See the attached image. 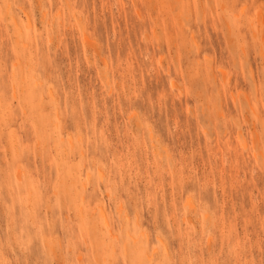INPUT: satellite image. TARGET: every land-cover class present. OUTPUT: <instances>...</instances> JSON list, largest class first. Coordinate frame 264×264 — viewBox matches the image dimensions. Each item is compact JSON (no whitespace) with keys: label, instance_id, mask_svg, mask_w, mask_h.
I'll list each match as a JSON object with an SVG mask.
<instances>
[{"label":"rangeland","instance_id":"1","mask_svg":"<svg viewBox=\"0 0 264 264\" xmlns=\"http://www.w3.org/2000/svg\"><path fill=\"white\" fill-rule=\"evenodd\" d=\"M0 264H264V0H0Z\"/></svg>","mask_w":264,"mask_h":264},{"label":"bare ground","instance_id":"2","mask_svg":"<svg viewBox=\"0 0 264 264\" xmlns=\"http://www.w3.org/2000/svg\"><path fill=\"white\" fill-rule=\"evenodd\" d=\"M86 41H87V40H86ZM172 85H173V84H172ZM173 86H175V84H174ZM2 131H3V130H2ZM9 139H10V138H9ZM11 141H12V140H11ZM16 153H17V152H16ZM16 153H14V154H16ZM14 156H15V155H14ZM20 170H21V169H20ZM15 172H16V171H15ZM20 173H21V172H20ZM20 173H19V174H20ZM16 174H18V173L16 172ZM16 178H17V177H16ZM21 178H22V177H21ZM21 178H20V179H21ZM21 186H22V185H21ZM25 187H26V185H25ZM30 193H31V191H30ZM23 197H24V196H23ZM100 210H101V209H100ZM101 211H102L101 214H100V212H99V216L101 215L100 217H101V218L103 217L104 221H106V223H108V224H104V223H103V225H105V227L107 228V225L109 226V224H110V223H109V220H107V217L104 215L105 212L103 211V209H102ZM102 222H103V221H102ZM13 246H14V245H13ZM4 258H5V257H4ZM79 261H81V260H79ZM79 261H78V262H79Z\"/></svg>","mask_w":264,"mask_h":264}]
</instances>
